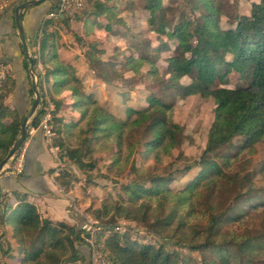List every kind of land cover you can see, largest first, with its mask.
<instances>
[{"label": "trees", "instance_id": "16d2710c", "mask_svg": "<svg viewBox=\"0 0 264 264\" xmlns=\"http://www.w3.org/2000/svg\"><path fill=\"white\" fill-rule=\"evenodd\" d=\"M21 1L12 0L5 9L11 13L14 30V8ZM144 1L152 28L157 33H165L166 26L157 16L163 8L162 0ZM132 2L93 0V10L84 9L80 15L74 14L71 18L63 15L57 19L63 26L72 20L76 23L91 18L99 21L102 16ZM53 22L51 18L43 19L40 36L36 40L38 48L36 53H32L34 69L41 63L43 71L38 72L42 105L32 118L31 128H39L46 111L44 97L50 95L53 108L49 111V124L55 138L53 145L62 149L61 159L74 164L86 177H90L91 172L97 170L93 157L96 144L110 142L115 145L111 164H118L123 139H129L136 128L144 125L152 134V138L143 143L147 156L158 158L163 149L174 146L176 124L160 97L151 96L146 107L125 108L127 117L121 120L101 105L94 94L80 88L83 79L77 75V66L59 54ZM109 24L104 22L103 27L109 28ZM169 27L177 50V54L167 59L166 66V87L172 89V93L183 88L180 80L185 76L190 79V91L202 88L216 73L220 74L223 85L229 83L232 62L204 37L202 23L192 15L189 6L186 14L174 19ZM224 35L231 41L225 51L243 64L240 70L243 85L220 86L210 91L216 103L205 147L198 159L189 161L179 152L177 159L184 161L179 171L167 168L161 173H152L147 169L140 174L134 169L136 173L126 183L120 184L117 197L109 195L95 209L96 218L109 231L106 236L99 234L98 241L111 264H227L228 246L231 244L236 248L237 264H264V192L256 187L253 171L243 166L236 167L237 154L251 148L264 136V0L252 1L249 13L240 15ZM74 38L77 42L83 41L80 36L75 35ZM167 46L164 45L165 50ZM103 52L104 49L89 42L83 56L88 68L95 66L106 81L116 62L104 61L101 57ZM21 53L22 67L27 72L28 63L22 49ZM145 60L142 54L131 56L123 66L136 69ZM91 71L95 74L94 69ZM27 79L29 94L32 95L28 74ZM14 87L15 80L9 74L0 80V161L17 137L25 116L20 117L16 109L5 102ZM68 139L72 142L68 143ZM232 149L237 151L230 154ZM194 166L199 167L194 178L181 190L173 192L169 184L175 174L186 173ZM258 170L264 172V161ZM75 179L76 175L66 168H61L55 177L57 182L66 183ZM198 213L209 218L208 225L201 232L188 221ZM256 217H260L259 222L255 221ZM119 219L142 227L154 241L142 242L131 238L129 233L135 232L133 227H128L129 233H118L115 228L119 227ZM234 222H239L238 228L225 227V224ZM0 226L3 228L0 253L10 259L18 258L16 264H54L55 255L61 252L60 239L68 247L67 255L61 259L63 264L84 259L79 250L81 240L76 226L42 218L25 192L0 189ZM0 264L12 263L1 261Z\"/></svg>", "mask_w": 264, "mask_h": 264}, {"label": "rangeland", "instance_id": "374dc122", "mask_svg": "<svg viewBox=\"0 0 264 264\" xmlns=\"http://www.w3.org/2000/svg\"><path fill=\"white\" fill-rule=\"evenodd\" d=\"M11 1L0 0V15L5 12V8L9 6ZM92 1L81 0L80 6L69 13L62 14L71 18L74 14L80 15L84 9L93 10ZM252 1L256 0H162L163 8L158 11L157 16L161 24L166 26V32L163 34L155 32L154 28H152L151 18L145 9L144 0H133L132 3L123 5L120 10L102 16L99 21L91 18L92 20L87 19L86 23H76L72 20L71 23L63 26L57 19L60 16L59 14L54 16L46 15L47 18H51L54 21L53 26L56 31L55 39L58 51L62 49L61 53L63 56L65 54L66 58L71 59L67 51L70 50L72 53L75 51V56L77 58L82 57L85 62L83 52L87 49L89 42H94L98 48L104 49L101 55L104 61L116 62L115 68L109 70V77L106 81L101 77L99 70L95 66L94 68H88L85 62V67L88 70L86 73L90 72L91 74V70L94 69L95 74L92 73L94 81L92 80L93 77L84 78L86 83L80 86L82 90H92V93L98 97L99 103L121 120L127 117L125 108L146 107L151 101V96L160 97L167 104L170 118L176 124L175 145L163 149L159 153L158 158L147 156L144 152L143 143L152 138V134L144 127L145 125L141 128H136L135 131L133 130V135L129 136V139L127 137L123 139L120 153L121 161L118 164H111V155L116 150L115 145H111L110 142L96 144L93 157L96 159L97 170L92 171L90 177H86L74 164L61 159L62 149L53 145L55 138L52 135L47 138L42 132L46 148L49 151L48 155L49 153L52 154L54 162L57 163L54 168L44 169L49 177L53 174L55 179L61 168H66L76 175L74 181L67 183L62 181L63 189L61 193L67 198L65 210L75 220L78 215L81 217L78 223L68 220L67 223L64 218L61 221L68 225L73 223L72 225L76 226L78 230L80 225L86 223L87 229L95 230L98 251L108 260L109 258L101 249L98 235L103 233L106 236L109 231L104 229L102 222L96 218L95 209L100 207V203L109 195L116 198L120 191V184L126 183L134 173L143 174L147 169L152 173H161L167 168L179 171L184 162L177 159L179 152L188 158L189 161L198 159L202 154L206 143L207 131L213 120V109L216 103L210 95V91L220 86L237 87L243 85L240 72L243 64L232 53L225 51L227 47H230L231 41L225 37L224 31L232 27L240 15L249 13ZM188 6L191 8L192 15L196 16L202 23L204 37L222 51L225 59L229 62L231 61L233 67L228 74L229 83L226 85L221 83V76L216 73L203 84L202 88L190 91L188 90L190 79L185 76L180 80L183 88L177 89L172 93V89L168 88V86L166 87V66L167 59L177 54V50L176 41L170 37L169 26L174 22V19L184 13L186 14ZM104 22H109L110 27L104 28ZM75 35L80 36L83 41L77 42L74 38ZM37 36H40V32ZM36 43L37 41H35V50L30 52L31 55L37 51L38 45ZM163 44L168 45L167 50H165ZM139 54H142L146 60L136 69H125L123 64L126 59L131 56H139ZM74 63H76L75 60ZM0 65L4 68L6 67L4 63H0ZM76 65L78 64L76 63ZM34 70L37 76V88H39L38 72L42 73L43 71L41 63H38ZM76 72L80 73L78 70ZM32 97H34V93H32ZM44 101L46 111H50L53 108L50 95H45ZM41 105V102H39L36 111ZM132 117H135V115H132ZM41 120L42 118L40 123ZM235 139L238 141L237 138ZM69 142H72V139H68ZM236 151V149H232L230 154H234L232 152ZM17 156L18 154L8 161L0 176L13 171ZM236 157H238L236 167L243 166L244 169L253 171V181L256 187L264 192V172L258 170L264 161V136L257 140L251 148H246L238 153ZM243 161H246L244 165L241 164ZM170 164L172 167H169ZM48 165L46 163L42 167H48ZM134 169H136V172ZM198 170L199 167L194 166L186 173L175 174L174 180L169 184L170 189L173 192L181 190L187 182L194 178ZM143 178L144 182H146V176ZM172 202L171 200L170 203ZM37 210L42 218L48 217L44 216L45 212L41 213L39 208ZM259 220L260 217L255 218V221L259 222ZM188 221L194 223L197 231L201 232L208 225L209 218L205 214L198 213L189 217ZM95 223L98 227L92 226ZM128 227L135 228V232L129 233ZM225 227L236 229L239 227V222L225 224ZM2 229V226H0V232ZM90 229L86 230V234ZM115 231L118 233L128 232L131 238L142 242L154 241L148 232L130 221L119 219V227L115 228ZM86 234L83 233L84 237ZM80 240L81 245H84L81 237ZM60 245L61 252L55 255L54 264H63L61 259L68 252L67 243L63 239H60ZM228 251L227 264H237L238 255L236 254L235 246L233 244L229 245ZM5 258L8 259L4 260ZM1 261H9L12 264H16L18 258L10 259L9 257H3L0 253ZM73 264H90L88 249L84 259H80Z\"/></svg>", "mask_w": 264, "mask_h": 264}, {"label": "crops", "instance_id": "0c3cea01", "mask_svg": "<svg viewBox=\"0 0 264 264\" xmlns=\"http://www.w3.org/2000/svg\"><path fill=\"white\" fill-rule=\"evenodd\" d=\"M54 3L58 4V0H45L40 4L22 11L21 25L29 52L35 50V41L39 34L41 23L43 19L47 18L46 15L52 10ZM21 49L19 39L13 28L11 13L6 10L0 15V61H2L6 66L5 68H7L4 78L9 74L15 80V87L6 98L5 102L9 104L10 107L15 108L20 117L28 113L33 102V97L29 94L28 72H25L22 67L23 55ZM61 50H59V54L61 58L65 59L66 55L64 54L63 56ZM67 53L71 56V59L66 58L65 60H70L73 63L75 60L78 65H76V63L74 64L80 72L77 73V75L83 79V84L85 85L86 82L84 78L93 76L90 72L86 73L88 70L85 67V62L82 57L77 58V56H75V51L72 53V51L69 50ZM4 78H0V80ZM92 80L94 81V77ZM84 91L89 93L93 92L92 90ZM24 151L26 155L24 171L16 175H1L0 189L2 191L16 190L27 193L28 199L39 208L40 212H45L44 216H48L46 218L54 222H64L61 221L64 218L65 222L68 220L78 223L81 216L78 215V218L75 220L74 217L65 210L67 198L61 193L63 189L62 182H57L53 174L49 177L48 173L44 170L45 168L46 170L54 168L57 163L54 162L52 154L49 153L48 155L49 151L46 148L42 131L39 128L28 133ZM46 163L49 164L48 167H42ZM69 224L72 225L73 223ZM79 250L84 255L87 254V247L85 245H80Z\"/></svg>", "mask_w": 264, "mask_h": 264}, {"label": "water", "instance_id": "95a60500", "mask_svg": "<svg viewBox=\"0 0 264 264\" xmlns=\"http://www.w3.org/2000/svg\"><path fill=\"white\" fill-rule=\"evenodd\" d=\"M43 1H45V0H23L19 4H17L14 8L15 30H16V34H17V37L19 39V42L21 44V47H22L24 57L26 58V61L28 63L27 72H28L29 77H30L34 97H33V102L31 104V107H30L28 113L22 119L21 127H20V130H19L17 137L15 138L13 144L11 145V147H10L9 151L7 152V154L5 155V157L0 161V173L6 167L8 161L16 153H18L20 151V149L25 145V142L28 139L29 130L31 129L32 118L34 117L36 107L40 102V94H39V91L37 88V76H36V72H35L34 66H33V58H32L31 53L28 51L25 36L23 33V28L21 25V17L20 16H21V11L24 8H29V7L35 6L37 4L42 3ZM58 6H59V4H57L56 7L53 6L52 10L56 11ZM60 16L62 17L63 15L60 14Z\"/></svg>", "mask_w": 264, "mask_h": 264}, {"label": "built area", "instance_id": "2783aa9c", "mask_svg": "<svg viewBox=\"0 0 264 264\" xmlns=\"http://www.w3.org/2000/svg\"><path fill=\"white\" fill-rule=\"evenodd\" d=\"M58 8L56 11H49L47 16H54L57 14H64L71 12L74 8L81 5V0H58ZM62 14V15H63ZM5 68L0 65V78H4L5 76ZM51 119V115L49 111H46V113L43 115L41 123L39 125V129L44 132V135L47 138L51 137V129L49 125V121ZM34 129H30L29 132L31 133ZM18 156L16 157V163L14 165V169L12 172H9L6 174V176L9 175H16L23 172L24 165H25V151L24 146L20 149L18 153ZM15 154V155H16ZM14 155V156H15ZM93 227H98L96 223L92 225ZM91 227V226H90ZM90 228H86V223L79 226L80 230V237L82 241L84 242V245L88 249V253L90 255V264H110V261L100 252L98 251V248L96 246V233L95 230L90 229V231L86 234V230H89ZM83 233L86 234L84 237ZM88 235V237H87Z\"/></svg>", "mask_w": 264, "mask_h": 264}]
</instances>
